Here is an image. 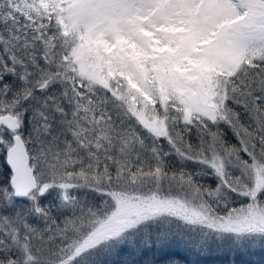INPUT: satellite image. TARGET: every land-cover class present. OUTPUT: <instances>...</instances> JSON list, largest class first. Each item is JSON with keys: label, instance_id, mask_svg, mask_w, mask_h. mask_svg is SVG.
<instances>
[{"label": "snow or ice", "instance_id": "obj_1", "mask_svg": "<svg viewBox=\"0 0 264 264\" xmlns=\"http://www.w3.org/2000/svg\"><path fill=\"white\" fill-rule=\"evenodd\" d=\"M0 158V264H245L264 0H0Z\"/></svg>", "mask_w": 264, "mask_h": 264}, {"label": "rangeland", "instance_id": "obj_2", "mask_svg": "<svg viewBox=\"0 0 264 264\" xmlns=\"http://www.w3.org/2000/svg\"><path fill=\"white\" fill-rule=\"evenodd\" d=\"M176 248L180 251H185L188 253V255L185 254V258L191 260L192 262L190 264H216L217 258H214L213 256H207V257H200V258H192L188 251H186L182 247H173V249ZM216 257V256H215ZM214 259V262H211V260ZM244 261L252 260L253 262H258L259 264H264V251H261L257 249L251 256L244 257ZM217 264H221V261L219 260Z\"/></svg>", "mask_w": 264, "mask_h": 264}, {"label": "trees", "instance_id": "obj_3", "mask_svg": "<svg viewBox=\"0 0 264 264\" xmlns=\"http://www.w3.org/2000/svg\"><path fill=\"white\" fill-rule=\"evenodd\" d=\"M6 171H7V168H6L5 164H4V162L2 161V158H0V172H6ZM204 182L209 183V184H214V180L212 178H205ZM171 252H172V254L175 255V258H177V259H180L181 257H184L185 254L188 255V253H186L185 251L182 252V251H180V250H178L176 248L171 249ZM191 257L195 258L193 256H191ZM213 257L217 258V260H216V264H217L218 261L220 260V258L219 257H215V256H213ZM191 262H192L191 260L185 259L183 264H190ZM211 262H214V259H212ZM160 264H163V261H161ZM245 264H259V263L258 262H253L252 260H247V261H245Z\"/></svg>", "mask_w": 264, "mask_h": 264}, {"label": "water", "instance_id": "obj_4", "mask_svg": "<svg viewBox=\"0 0 264 264\" xmlns=\"http://www.w3.org/2000/svg\"><path fill=\"white\" fill-rule=\"evenodd\" d=\"M6 166V165H5Z\"/></svg>", "mask_w": 264, "mask_h": 264}]
</instances>
